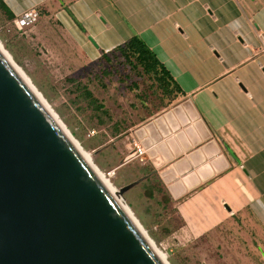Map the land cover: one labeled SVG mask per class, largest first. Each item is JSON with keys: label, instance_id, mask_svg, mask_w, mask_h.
I'll return each mask as SVG.
<instances>
[{"label": "crops", "instance_id": "0c3cea01", "mask_svg": "<svg viewBox=\"0 0 264 264\" xmlns=\"http://www.w3.org/2000/svg\"><path fill=\"white\" fill-rule=\"evenodd\" d=\"M2 1L14 16L34 8L41 19L55 18L74 43L98 52L89 57L81 47L85 59L137 35L181 94L136 126L184 103L205 127L189 121L176 130L191 126L199 139L177 156L158 147L164 139L153 144L157 169L171 167L161 185L179 235L190 241L242 224L264 240V0Z\"/></svg>", "mask_w": 264, "mask_h": 264}, {"label": "water", "instance_id": "95a60500", "mask_svg": "<svg viewBox=\"0 0 264 264\" xmlns=\"http://www.w3.org/2000/svg\"><path fill=\"white\" fill-rule=\"evenodd\" d=\"M184 109L177 104L133 129L151 170L118 194L150 175L169 181L171 167L157 169L153 144L164 139L158 147L177 156L199 139L191 126L176 130L189 121L205 128ZM0 264H163L1 52Z\"/></svg>", "mask_w": 264, "mask_h": 264}, {"label": "rangeland", "instance_id": "374dc122", "mask_svg": "<svg viewBox=\"0 0 264 264\" xmlns=\"http://www.w3.org/2000/svg\"><path fill=\"white\" fill-rule=\"evenodd\" d=\"M17 18L7 17L0 9V48L89 162L116 192L150 173L149 165L133 155L131 135L138 122L164 107L170 93L139 67L131 69L116 51L109 52L107 58H83L82 48L89 57L98 52L86 41L79 46L74 43L55 18L37 16L25 25ZM82 86L108 115L84 98ZM117 197L167 264H264V240L242 224L183 240L173 201L153 175Z\"/></svg>", "mask_w": 264, "mask_h": 264}, {"label": "trees", "instance_id": "16d2710c", "mask_svg": "<svg viewBox=\"0 0 264 264\" xmlns=\"http://www.w3.org/2000/svg\"><path fill=\"white\" fill-rule=\"evenodd\" d=\"M0 9L7 15V17L11 19L16 17L2 0H0ZM112 51L118 52L124 58L125 62L130 66L131 69L137 70L139 67L140 69L138 70H140L142 74L152 76V79L155 80L158 87L166 90L167 94L170 93L167 103L164 106L173 102V100H175L181 94L179 87L170 77L167 70L158 61L154 53L137 35H132L125 42L115 46L109 51H105L100 56V58H107L108 53ZM82 94L89 103L94 104L96 108L101 109L105 115H108L107 110L104 109L100 103L98 104L97 98L94 97L91 91L88 90L85 86H82Z\"/></svg>", "mask_w": 264, "mask_h": 264}, {"label": "bare ground", "instance_id": "6f19581e", "mask_svg": "<svg viewBox=\"0 0 264 264\" xmlns=\"http://www.w3.org/2000/svg\"><path fill=\"white\" fill-rule=\"evenodd\" d=\"M1 54L7 59V61L11 64L13 69L18 73V75L21 77V79L27 84V86L31 89L35 97L40 101V103L43 105V107L47 110V112L51 115V117L54 119V121L57 123V125L60 127V129L65 133V135L68 137V139L73 143L77 151L82 155V157L86 160V162L89 164V166L92 168V170L95 172V174L98 176L100 181L103 183V185L106 187V189L110 192V194L116 199L118 204L121 206V208L125 211V213L129 216L131 221L135 224V226L139 229V231L143 234L146 241L148 242L149 246L152 248L155 255L159 258V260L163 264H167L163 254L153 245L152 242L147 238V235L143 233L140 226L137 224L136 220L133 218L131 213L127 210L125 205H123L120 201V199L117 197L116 190L104 179L102 174L89 162L87 155L78 147L76 142L69 136V134L66 132L64 127L61 125V123L58 121L57 117L54 115V113L49 109V107L46 105L42 97L32 88L27 78L23 75L21 71L15 66V64L9 59V57L3 52V50L0 48ZM117 193V194H116ZM119 195V194H118Z\"/></svg>", "mask_w": 264, "mask_h": 264}, {"label": "built area", "instance_id": "2783aa9c", "mask_svg": "<svg viewBox=\"0 0 264 264\" xmlns=\"http://www.w3.org/2000/svg\"><path fill=\"white\" fill-rule=\"evenodd\" d=\"M37 16V10L34 8L28 11H24L23 13L18 15V23H20L21 25L29 24L30 22L35 21ZM261 51L264 52V42L261 45ZM133 146V155L139 156L142 153L143 148L138 145L135 141H133Z\"/></svg>", "mask_w": 264, "mask_h": 264}]
</instances>
